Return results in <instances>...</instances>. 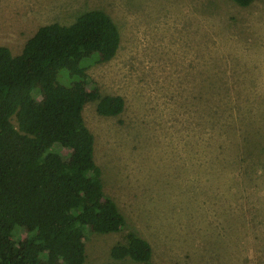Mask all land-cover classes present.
I'll use <instances>...</instances> for the list:
<instances>
[{"label": "rangeland", "instance_id": "obj_1", "mask_svg": "<svg viewBox=\"0 0 264 264\" xmlns=\"http://www.w3.org/2000/svg\"><path fill=\"white\" fill-rule=\"evenodd\" d=\"M90 9L120 34L115 56L86 72L123 111L90 101L82 114L125 224L86 227L83 264L114 261L129 232L151 264H264V0H0V45L19 54L39 26Z\"/></svg>", "mask_w": 264, "mask_h": 264}, {"label": "trees", "instance_id": "obj_2", "mask_svg": "<svg viewBox=\"0 0 264 264\" xmlns=\"http://www.w3.org/2000/svg\"><path fill=\"white\" fill-rule=\"evenodd\" d=\"M232 1L245 7L254 0ZM119 44L110 15L90 9L71 24L39 26L19 54L0 45V264H83L86 227L109 233L124 226L103 193L82 114L90 101L99 115L123 111L124 99L101 96L86 72L111 60ZM110 253L106 264H127L126 257L151 264L152 247L135 232Z\"/></svg>", "mask_w": 264, "mask_h": 264}]
</instances>
